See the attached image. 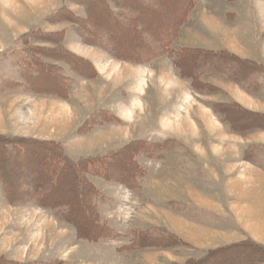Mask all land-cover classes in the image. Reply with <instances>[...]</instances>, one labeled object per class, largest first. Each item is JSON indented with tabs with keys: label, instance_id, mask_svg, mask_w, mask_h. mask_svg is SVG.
<instances>
[{
	"label": "rangeland",
	"instance_id": "374dc122",
	"mask_svg": "<svg viewBox=\"0 0 264 264\" xmlns=\"http://www.w3.org/2000/svg\"><path fill=\"white\" fill-rule=\"evenodd\" d=\"M63 7V12L69 8L84 15L81 5L67 0H0V137L56 140L73 161L101 158L139 140L165 145L152 157L135 155L142 172L130 186L88 176L100 195V222L110 230L109 236L95 241L79 238L53 211L9 204L0 182V260L183 264L189 257L245 239L264 245V129L238 131L213 110L215 104L234 102L264 114V0H196L172 51L227 50L260 65L249 88L206 71L200 81L211 84L210 90H194L168 54L144 64L113 58L83 41L64 13L48 17ZM167 16L163 19L169 24ZM142 19H147L145 14ZM50 33H61L60 45L95 68L87 77L65 71V98L39 93L51 87L40 70L33 80L39 92L31 91L23 77L30 47L55 46L47 39L26 40L27 35L44 38ZM111 34L122 46L138 44L121 31ZM242 117L238 115L240 123ZM19 158L13 152L5 170ZM20 170L31 173L27 167ZM7 179L15 185L14 175ZM138 231L154 237L165 231L180 243L136 247Z\"/></svg>",
	"mask_w": 264,
	"mask_h": 264
},
{
	"label": "trees",
	"instance_id": "16d2710c",
	"mask_svg": "<svg viewBox=\"0 0 264 264\" xmlns=\"http://www.w3.org/2000/svg\"><path fill=\"white\" fill-rule=\"evenodd\" d=\"M176 1L67 0L68 3L81 5L84 15L77 16L69 8L63 12L65 8L63 7L48 17L57 18L64 13L65 21L75 24L76 33L83 41L87 40L86 42L100 46L113 58L121 61L144 64L168 54L179 75L189 79L194 90H202V87L211 89V84L200 81V76L206 71L224 74L249 88L260 67L254 61L242 59L227 50L180 48L172 51L173 41L196 4V0ZM143 14L147 19H142ZM164 15L171 17L169 24L163 19ZM104 19L109 22L104 24ZM112 30L125 33L130 42L136 40L137 46L130 48L122 46L118 36L111 34ZM31 35H27L26 40L47 39V42L55 45L50 49L39 47L28 49V62L32 65L25 66L27 73L23 72V77L31 91L39 92L35 91L33 80L36 71L40 70L43 73L41 78L44 82L50 83L51 87H42L39 93L49 96L57 93L59 97L65 98L66 95H62L67 93L69 81L65 77V71L69 70L87 77L95 69L88 59L60 45L61 33H50L44 38ZM52 35L54 37H51ZM44 67L53 69L48 70ZM231 109L238 112L234 114ZM213 110L238 131L264 129V114L239 108L234 102L215 104ZM240 114L244 118L241 123L238 121ZM29 139L0 137V182L4 197L9 204H32L53 211L57 219L73 226L79 238L87 241H95L110 235V230L100 222L98 212L100 195L88 176H103L105 179H115L130 186L142 172L141 167L135 162V155L152 157L156 150L165 145L139 140L108 152L101 158L73 161L67 157L59 141ZM138 151L140 152L136 153ZM13 152L16 156L19 154L20 160L5 170ZM97 163H101L104 168H97ZM110 166L113 168L109 169ZM22 167H27L31 173L24 174L20 170ZM9 175L15 176V185L8 181ZM161 233L154 237L145 231H138L135 234L138 238L136 247L179 245L180 240L175 235L165 231ZM0 264L20 263L0 260ZM183 264H264V245L245 239L209 249L200 257H189Z\"/></svg>",
	"mask_w": 264,
	"mask_h": 264
},
{
	"label": "bare ground",
	"instance_id": "6f19581e",
	"mask_svg": "<svg viewBox=\"0 0 264 264\" xmlns=\"http://www.w3.org/2000/svg\"><path fill=\"white\" fill-rule=\"evenodd\" d=\"M171 1V0H170ZM174 1H176V0H174ZM177 2V1H176ZM173 6V5H172ZM175 7V6H174ZM239 126V125H238ZM32 149V148H31ZM28 157V156H27ZM123 164V163H122ZM61 199V198H60Z\"/></svg>",
	"mask_w": 264,
	"mask_h": 264
}]
</instances>
